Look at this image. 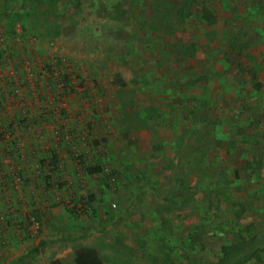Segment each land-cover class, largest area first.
Segmentation results:
<instances>
[{
    "label": "rangeland",
    "instance_id": "1",
    "mask_svg": "<svg viewBox=\"0 0 264 264\" xmlns=\"http://www.w3.org/2000/svg\"><path fill=\"white\" fill-rule=\"evenodd\" d=\"M115 1L0 0V264L201 263L202 228L181 253L165 227L144 223L159 192L143 201L138 156L155 144L148 171L202 175L211 125L235 117L203 76L229 88L231 75L264 74V0H124L117 19ZM171 138L173 158L162 146ZM79 159L103 174L81 173ZM196 193L170 200L183 209ZM45 240L68 241L27 257ZM263 249L248 241L218 261Z\"/></svg>",
    "mask_w": 264,
    "mask_h": 264
},
{
    "label": "crops",
    "instance_id": "2",
    "mask_svg": "<svg viewBox=\"0 0 264 264\" xmlns=\"http://www.w3.org/2000/svg\"><path fill=\"white\" fill-rule=\"evenodd\" d=\"M230 77L227 78L230 80L229 88H224L225 80H221L220 83L217 79L210 83V79L208 80L206 75L203 76L204 81L210 84L208 89H211V92L220 91L217 93L221 99L218 103L219 109L223 110L226 116L229 111L236 118H231L226 124L221 122L211 125L213 133L203 150L202 165L205 167L202 175L195 176L196 174L191 170L189 172V168H186L185 175L181 176L177 175L179 172L174 173V168L173 172H167L162 167L148 171L147 163L153 155L155 144L148 143L145 155L138 156L141 160L138 164L141 170L138 179L142 180V184L147 185L145 188L142 187L146 197L143 201L150 202L149 197L159 192L158 200L155 199L157 201L155 214L150 215L151 218L144 214V223L147 226L165 227L169 231L166 234V244L171 247L178 245L177 252L182 251L181 245L193 242L189 237L193 236L195 231L191 228L193 230L195 227L202 228L203 236L196 238L194 236L197 240L201 239V244L199 246H195V242L192 244L193 250L200 252L198 261L201 258V263L197 264H219L218 260L221 258H233V251L244 250L248 241L264 243V74ZM0 98L7 99L3 96ZM8 109H13L14 114L22 112L21 108L16 106ZM77 110L80 109L74 107L69 112L74 111V115H77ZM79 119L81 121V117ZM172 139L162 143L170 158L175 157L177 152L172 147L178 145V142ZM53 156L56 158L55 155ZM89 162L91 161L79 159L78 171L96 178L103 174L104 168L101 162L94 164ZM165 177L169 179L166 190L168 196L162 194L167 183ZM179 179L185 181L181 182ZM182 189H194L197 193L193 194L194 200L190 204L188 202L186 207L180 209L174 205L178 200H170V198L173 191L178 193ZM168 201L175 203L169 204ZM251 233L255 238L249 240ZM86 237V234H82L78 239L82 240ZM254 253L256 252L249 253L242 263L245 264L249 259L255 260L258 256L264 258V249L259 255ZM175 258L178 264H188L182 261L179 255ZM209 259L214 261L210 262Z\"/></svg>",
    "mask_w": 264,
    "mask_h": 264
},
{
    "label": "trees",
    "instance_id": "3",
    "mask_svg": "<svg viewBox=\"0 0 264 264\" xmlns=\"http://www.w3.org/2000/svg\"><path fill=\"white\" fill-rule=\"evenodd\" d=\"M124 0H117L115 3L112 4L111 7V14L117 19L119 18V15L123 14L124 9L123 7ZM60 241H68V240H55V241H42L39 242V244L34 247L29 253L28 256L29 258H34L37 254H39L42 250H45L51 246H53L55 243L60 242ZM51 264H62L59 261H53ZM83 264V263H82ZM84 264H102L101 260L95 258L94 261L92 262H86Z\"/></svg>",
    "mask_w": 264,
    "mask_h": 264
}]
</instances>
